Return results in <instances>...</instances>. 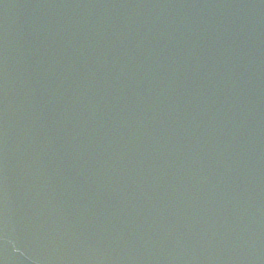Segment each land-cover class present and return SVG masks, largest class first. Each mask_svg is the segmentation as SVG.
Returning a JSON list of instances; mask_svg holds the SVG:
<instances>
[{
  "label": "water",
  "instance_id": "1",
  "mask_svg": "<svg viewBox=\"0 0 264 264\" xmlns=\"http://www.w3.org/2000/svg\"><path fill=\"white\" fill-rule=\"evenodd\" d=\"M0 264H264V0H0Z\"/></svg>",
  "mask_w": 264,
  "mask_h": 264
}]
</instances>
